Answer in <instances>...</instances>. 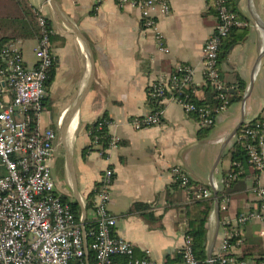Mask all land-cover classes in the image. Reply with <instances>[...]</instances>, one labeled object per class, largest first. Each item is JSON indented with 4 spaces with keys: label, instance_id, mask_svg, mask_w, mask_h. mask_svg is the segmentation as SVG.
Listing matches in <instances>:
<instances>
[{
    "label": "crops",
    "instance_id": "obj_1",
    "mask_svg": "<svg viewBox=\"0 0 264 264\" xmlns=\"http://www.w3.org/2000/svg\"><path fill=\"white\" fill-rule=\"evenodd\" d=\"M26 1L52 20L55 36L51 40L55 71L41 126L57 133L51 162L57 192L77 202L82 216L85 207V222L94 223V204L87 207L88 196L104 170L113 168L116 178L109 209L117 218V234L133 243L137 255L149 251L158 264H173L185 241L187 205L191 202L186 189L176 185L175 171L180 169L210 190L222 184L232 167L229 151L235 134L228 141L231 133L242 120L264 118V0H230L248 35L229 47L219 70L226 83L239 77L244 81V97L219 112L203 138L199 134L206 126L197 117L168 98L154 101L160 105L156 109L148 88L151 81L169 76L178 64H184L195 70L196 99H207L203 47L217 25L213 0H168L171 11L157 25L166 52L159 49L154 32L143 27L140 8L131 4L122 6L115 0L100 4L95 0ZM17 2L0 0V37L10 32ZM32 39L34 61L25 59L30 66L36 64L33 48L38 44V38ZM19 40L24 45L28 39ZM160 109L163 118L159 125L137 129L131 123L133 117ZM100 117L110 121L108 132L118 139L108 156L98 151L89 135V125ZM90 145L95 149L84 153ZM0 168L5 174L4 167ZM257 178L264 185V170L258 174L252 168L246 170L232 186L226 210L219 202L218 211L215 200L207 221V256L221 250L227 233L224 221L256 207L252 188ZM135 203L148 207L131 211ZM243 234L244 243L233 253L263 258L264 224L250 221Z\"/></svg>",
    "mask_w": 264,
    "mask_h": 264
},
{
    "label": "built area",
    "instance_id": "obj_2",
    "mask_svg": "<svg viewBox=\"0 0 264 264\" xmlns=\"http://www.w3.org/2000/svg\"><path fill=\"white\" fill-rule=\"evenodd\" d=\"M103 1L95 0L97 4ZM115 1L122 6L131 4L139 7L143 27L154 32L160 50L168 51L157 26L160 18L171 11L168 0ZM215 5L217 25L203 47V68L205 78L209 79L223 100L214 110L219 113L227 107L229 99V94L224 92L226 83L219 72L220 48L232 27L241 22L228 0H215ZM38 22L41 32L38 44L33 48L35 65L26 64L21 40L0 42V165L6 171L0 176V264H90V251L94 255L92 264H158L149 251H146V255H137L133 243L116 232L117 218L109 209L116 178L113 168L104 170L95 187L94 228H84L71 204L64 201L56 190L51 162L56 152L57 133L51 127L41 126L47 81L56 57L51 45L53 31L49 29L46 17L39 15ZM176 71L151 81L149 99L175 100L187 114L197 113L202 126L213 125L216 118L213 110L197 105L189 94L183 92L184 88L189 87L194 95V68L178 64ZM162 115L163 110L160 109L133 117L131 123L137 129L159 125ZM104 124L109 126L110 121L102 119L99 128ZM91 133L92 130H89V135ZM243 136L248 139L250 162L259 171L264 170V119L257 127L246 129ZM98 138L97 135L92 138L93 144L104 156H108L117 146L116 137H111L107 146H102ZM242 171L240 166L239 172L230 173L227 182L238 180ZM175 179L180 181V186L186 189L190 197L203 198L212 192L194 183L180 169L175 171ZM220 187L221 184L217 183L214 190L217 192ZM252 191L256 196V207L224 221L227 233L221 250L208 258L210 264H264V257L240 258L233 253V249L245 241L243 233L248 222L264 224V185L258 178ZM228 202V197L223 200V210L228 208ZM181 253L184 264H200L190 236L185 237Z\"/></svg>",
    "mask_w": 264,
    "mask_h": 264
},
{
    "label": "trees",
    "instance_id": "obj_3",
    "mask_svg": "<svg viewBox=\"0 0 264 264\" xmlns=\"http://www.w3.org/2000/svg\"><path fill=\"white\" fill-rule=\"evenodd\" d=\"M228 1L232 9L237 13L236 9L231 4L230 0ZM16 4H18L17 12L11 15V18L9 21L10 32L6 36L0 37V42H5L11 39L12 40H17V39L26 40V39L38 38L40 36L41 28L38 22V16L43 15L42 12L39 9H36L33 6L29 5V3L26 0H18ZM211 9L217 15L215 0H213ZM238 19L239 21L241 20L239 15H238ZM46 20H47L49 29L52 30V20L49 17H46ZM247 35H248L247 27L241 28L240 25H235L234 27H232L228 36L224 38L222 41L221 48H220V55H219V63L226 57L229 47L232 44L245 40ZM54 38L55 36L52 33L51 40ZM54 71H55V68H53L52 71L50 72V76L47 81L48 85L53 80ZM179 74L181 73L179 72ZM221 78L224 80L223 75H221ZM206 87H207L208 97L207 99L203 101L197 100L195 95L191 93L192 89L189 87L184 88L183 92L184 94H189L192 97L191 100L195 102L197 105L205 106L207 108L212 109L213 113L216 116L218 113H216V111L214 110L215 108H218L223 103V100L219 97L218 90L215 89L211 85V83L209 82V79L207 78H206ZM226 87L227 89H225L224 92L225 93L227 92L229 94L227 105L233 102L241 101L243 99L245 83L240 77L237 78V80H235L234 82L226 83ZM152 104H155L156 109L160 108V105L158 104V102H154L153 100ZM192 115L199 118L197 116L198 115L197 113H192ZM104 118L105 117L98 118L94 123L89 125V128L90 130H92V133L90 135L91 138H95V136L97 135L99 137L98 141L102 144V146H107L111 139V135L108 132V126L104 124L101 128H99V122L102 121V119ZM263 119H264L263 117H258L250 121H243L240 127L236 130L234 141L232 145L230 146V151H229L230 159L232 161V167H231L230 173L239 172L240 166L243 168L242 173H240V177H243L246 174V170L250 168H252L256 174L260 172L256 168V166L250 162L248 148H247L248 139L245 138L243 135L246 129L257 127L258 123L261 122ZM210 129H211V126L202 127L200 130L199 137L203 138ZM93 149H95L93 145H90L89 147L84 149V153H86L88 150H93ZM235 162L239 165L233 164ZM229 174L225 173V175L223 176L222 178L223 182L221 184L220 189L216 192V194H214L213 192H210V194L207 197H203V198H196L194 196H191V202L187 205L186 220L188 223V229L186 231V236L191 237L192 242H193V250H194L196 257L199 259L200 264H210L207 261L208 256H207L206 232H207L208 217L211 213V210L214 207V202L216 199H218L219 202L222 204L225 198L230 197V193L233 190L232 186L236 184L238 181V180L232 181L231 183L227 182V178ZM2 175H4V170L0 168V176ZM175 183L178 186L180 185V181L177 179H175ZM96 193H97V189H94L89 194L87 207L90 208V206H93ZM62 198L64 201H68L71 204L72 210L74 211L77 220L81 222L82 213H81L79 204L77 202L69 201L66 197H62ZM147 207L148 205L146 204L135 203L132 206L131 211L143 210ZM85 227L86 229L94 228L95 222L93 223L90 221H86ZM88 240L89 242H91V237H89ZM240 258H247V256L240 257ZM89 261H90V264H92L94 261V255L91 251L89 253ZM171 263L184 264L181 250H180L178 257ZM215 264H219V262H215Z\"/></svg>",
    "mask_w": 264,
    "mask_h": 264
},
{
    "label": "rangeland",
    "instance_id": "obj_4",
    "mask_svg": "<svg viewBox=\"0 0 264 264\" xmlns=\"http://www.w3.org/2000/svg\"><path fill=\"white\" fill-rule=\"evenodd\" d=\"M35 41H34V39H28V40H26L25 42H24V57H25V59H27L30 63H32L33 61H34V58L32 57V55H31V46L33 45V44H35L34 43ZM41 117H42V119L44 120V118H45V115H44V112H42V114H41Z\"/></svg>",
    "mask_w": 264,
    "mask_h": 264
},
{
    "label": "water",
    "instance_id": "obj_5",
    "mask_svg": "<svg viewBox=\"0 0 264 264\" xmlns=\"http://www.w3.org/2000/svg\"><path fill=\"white\" fill-rule=\"evenodd\" d=\"M49 1H50V0H49ZM247 95H248V93L245 95V97H247ZM242 122H243V120L239 123V125H238V126L235 128V130L231 133V135H230L228 141L234 136L236 130L240 127V125L242 124ZM63 133H64V131H63ZM62 137H63V139H64V135H62ZM228 141L226 142L225 146L228 144ZM225 146H224V147H225ZM211 190L214 192V194H216V191L214 190V187L211 188ZM215 203H216V208H217V210L219 211V206H220V205H219V200L217 199ZM83 209H84V214H83V216H82V218H81V224H82V226L85 228V214H86L85 207H83ZM211 257H212V254H210V255L208 256V258H211ZM74 264H76V263H74Z\"/></svg>",
    "mask_w": 264,
    "mask_h": 264
}]
</instances>
